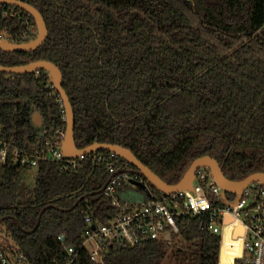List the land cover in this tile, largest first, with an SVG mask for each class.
Listing matches in <instances>:
<instances>
[{
    "label": "trees",
    "instance_id": "trees-1",
    "mask_svg": "<svg viewBox=\"0 0 264 264\" xmlns=\"http://www.w3.org/2000/svg\"><path fill=\"white\" fill-rule=\"evenodd\" d=\"M24 1L41 11L48 36L31 51L0 48V63L46 59L61 68L79 147H128L171 184L203 155L216 158L232 180L264 172V0ZM0 33L22 42L36 38L38 27L25 9L1 4ZM35 111L44 118L41 131L33 125ZM66 128L49 71H0V138L7 146L0 157V231L27 264H167L172 247L169 264H219L220 237L206 217L189 213L177 216L180 231L170 239L107 242L102 261L93 259L86 234L120 211L99 191L112 175L111 151L71 156ZM52 147L64 156L47 157ZM33 167L30 183L26 170ZM115 167L135 169L121 156ZM86 193L92 194L73 207ZM118 195L147 197L139 185L123 186Z\"/></svg>",
    "mask_w": 264,
    "mask_h": 264
},
{
    "label": "built area",
    "instance_id": "built-area-1",
    "mask_svg": "<svg viewBox=\"0 0 264 264\" xmlns=\"http://www.w3.org/2000/svg\"><path fill=\"white\" fill-rule=\"evenodd\" d=\"M0 39L10 37L0 33ZM6 155V143L0 138V157L4 159ZM48 156L61 159L64 153L52 147ZM118 156L111 151L109 170L112 175L103 191L113 197V203L120 211L108 223H99L86 234L85 244L89 240L95 244L90 249L93 259L102 261L107 242L134 245L149 238H166L167 233L172 236L180 231L177 216L189 213L198 218L206 217L210 232L220 237L219 264H264L263 182L253 181L241 194L233 193V198H229L230 192L223 195L211 169L203 166L196 171L190 187L160 196L140 174L127 169L116 171ZM32 164L36 165L37 161L33 160ZM133 180L146 184L147 197L120 200L118 193L123 186H135ZM67 251L72 256L75 246L69 245ZM0 259L3 264H27L19 246L2 231Z\"/></svg>",
    "mask_w": 264,
    "mask_h": 264
},
{
    "label": "water",
    "instance_id": "water-1",
    "mask_svg": "<svg viewBox=\"0 0 264 264\" xmlns=\"http://www.w3.org/2000/svg\"><path fill=\"white\" fill-rule=\"evenodd\" d=\"M0 4H11L16 7H20L28 11L31 15L34 16L35 21L38 27V33L36 38L28 41L16 42L10 39H0V48L8 51H31L38 48L47 38L48 36V26L45 20V17L41 13V11L24 0H0ZM40 69H46L49 71L53 77L55 82V87L61 95V99L63 101L65 112H66V122L67 128L65 132L64 138V147L67 152L74 157H82L90 152L98 151V150H109L117 153L119 156L126 159L129 163H131L135 169L132 171L140 174L146 180L154 184L159 190L164 193H172L178 190H182L184 188L190 187L192 185L193 179L195 177L196 171L200 167H209L217 181V183L223 189V195H227L228 192L241 194L246 185L253 181H261L264 183V172H254L241 180H232L229 179L223 172V169L219 163V161L212 157L211 155H203L196 158L184 174V176L177 183H168L166 182L159 174H157L153 169H151L148 165L142 162L135 153L128 147L120 145L118 143H107V142H93L85 147H79L76 144L75 140V113L70 97L63 86L64 76L61 68L51 60L39 59L26 64L14 65V66H6L0 63V71L10 72V73H26L38 71ZM33 125L34 127L41 131L44 129V118L40 111H35L33 113ZM133 183L139 185L142 188H145L146 184L143 181L133 180ZM105 186L99 191L104 190ZM92 193H86L82 195L76 203L73 205L75 207L81 199L88 196ZM51 205L45 206L38 217L37 223L31 231H34L39 223L43 212L47 207ZM72 207V208H73ZM69 210V209H66ZM3 218L0 219V222ZM95 228V225H93ZM166 238L170 239L171 235L169 233L166 234ZM99 261V260H97Z\"/></svg>",
    "mask_w": 264,
    "mask_h": 264
},
{
    "label": "rangeland",
    "instance_id": "rangeland-1",
    "mask_svg": "<svg viewBox=\"0 0 264 264\" xmlns=\"http://www.w3.org/2000/svg\"><path fill=\"white\" fill-rule=\"evenodd\" d=\"M30 172V173H29ZM27 173H29V176H28V182H30V183H32V182H34V180H35V176H36V167H33V168H31V169H27L26 170V174ZM149 182V181H148ZM178 244L179 245H183L184 243L183 242H181V241H179L178 242ZM94 242L93 241H91V240H89L88 242H87V247H89V249H92V248H94ZM173 248H175V247H172V249L170 250V252H169V255L167 256V258H166V263L167 264H169V262H171V261H175V258L173 257V255H172V252H173Z\"/></svg>",
    "mask_w": 264,
    "mask_h": 264
},
{
    "label": "crops",
    "instance_id": "crops-1",
    "mask_svg": "<svg viewBox=\"0 0 264 264\" xmlns=\"http://www.w3.org/2000/svg\"><path fill=\"white\" fill-rule=\"evenodd\" d=\"M138 195H139V193H136L137 198H139Z\"/></svg>",
    "mask_w": 264,
    "mask_h": 264
}]
</instances>
